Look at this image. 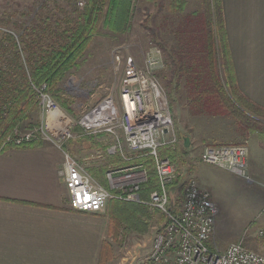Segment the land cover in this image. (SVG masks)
<instances>
[{"label":"rangeland","instance_id":"1","mask_svg":"<svg viewBox=\"0 0 264 264\" xmlns=\"http://www.w3.org/2000/svg\"><path fill=\"white\" fill-rule=\"evenodd\" d=\"M188 1V10L190 6L193 8V5L197 3L196 0ZM84 4L85 0H0V40L2 41V34L9 32L18 43L17 51L19 52L24 48L21 46V35L27 31L30 33L34 20L39 21L41 18V22L46 23L56 20L64 22L72 17L76 18ZM143 6L144 3L141 1H137L134 5L130 27L126 34L116 36L100 29L79 66L66 75L56 93H51L46 84L41 85L45 86L43 92L56 104L62 116L69 121L68 124H64V121L57 124L55 119H52L53 115L49 117L44 115L38 99V90L41 86L40 88L32 86L36 95L37 108L31 112L27 121L20 127V131L15 132V134H26L37 131L39 137L31 141L40 140L42 143L66 147L69 156L80 161L87 170L91 167V169H97L103 166L104 176L98 180L106 188L108 185L105 173L108 169L115 168L111 164V157L115 160L118 155L107 157L106 152L102 153L99 156L106 157L104 161L103 159L93 160L96 154H92L94 158L83 156L85 148L98 149L100 145L96 147L97 142L91 140L93 134L81 123H83L82 119L98 106L103 98L110 96L114 102L118 101L123 59L129 56L134 59L138 67L142 68L143 56L151 48H156L154 41L151 40V24L146 22L147 12L142 11ZM146 6L150 14L155 12L152 5ZM115 55L120 56L119 63L115 61ZM26 56V53L21 54V60L23 61ZM160 59L163 61L162 53H160ZM163 71V68L155 70L154 75L167 98L174 131L178 138L174 159L171 160L176 167V176L169 183L170 192L179 203L186 182L195 181L201 189L210 194L211 202L217 208L214 232L216 221L221 215L224 222L241 227V237L245 231H248L244 241L246 247L264 256V161L261 160L263 154L260 148L264 146V138L257 135L245 137L229 118L192 113L186 104L184 92L166 88L162 79H159ZM108 127L106 125L101 129H108ZM62 128L68 131L65 135L61 133ZM116 131L117 138L125 150L120 131L117 129ZM186 139L189 143L187 147L184 146ZM25 142L21 141L20 144ZM205 143L215 144L214 146H246L248 157L253 165L251 168L253 172H258L259 176L249 174L251 182L247 183L244 179L223 169L202 164L200 162L202 149L210 146ZM138 158L141 157L135 159ZM113 160L112 162L117 163ZM143 167L147 171L148 180L154 179V168L146 164ZM141 193L140 198L147 199L148 196L143 197ZM109 202L104 211L99 214L106 223L102 241H106L107 246L103 253L102 264L145 263L152 253L156 236L162 232L166 224L163 215L145 207L150 216L145 232L118 230L116 233L115 225L110 220ZM258 231L263 233L261 237L256 236Z\"/></svg>","mask_w":264,"mask_h":264},{"label":"trees","instance_id":"2","mask_svg":"<svg viewBox=\"0 0 264 264\" xmlns=\"http://www.w3.org/2000/svg\"><path fill=\"white\" fill-rule=\"evenodd\" d=\"M137 1L144 3L142 11L147 12L146 22L151 24V40L162 53L164 71L159 79L165 87L182 90L192 113L229 118L245 137L257 134L264 138V108L243 96L236 84L222 0H196L189 10L188 0H85L76 18L49 23L41 22V18L34 20L30 33L21 35L24 48L19 52L14 37L9 32L2 34L0 153L42 144L40 140L19 146L6 142L37 108L32 86L46 84L51 93H56L66 75L79 66L100 29L116 36L126 34ZM146 5H152L155 12L150 14ZM23 53L27 56L22 61ZM174 152L164 148L159 154L173 160ZM135 164L153 167L149 157L130 162ZM104 171L103 166L87 170L99 183ZM153 178L143 185V197L155 188ZM109 215L116 233H143L150 220L144 206L117 200L109 202ZM106 246L102 241L97 264H102Z\"/></svg>","mask_w":264,"mask_h":264},{"label":"built area","instance_id":"3","mask_svg":"<svg viewBox=\"0 0 264 264\" xmlns=\"http://www.w3.org/2000/svg\"><path fill=\"white\" fill-rule=\"evenodd\" d=\"M160 53L159 49L151 48L143 56L142 68L133 58H124L118 102L111 97L104 100L82 121L99 114L106 106L111 108V116L103 125L86 127L81 123L93 135L103 131L101 128L106 125L109 126L106 130L117 129L122 133L125 150L116 138L107 151L108 156L118 155L128 164L137 157L151 158L155 188L147 199L140 198L143 185L148 182L147 171L140 164L107 170L105 180L108 187H103L88 174L82 163L64 152L63 179L69 208L80 213L100 214L110 200H118L138 203L163 215L166 224L154 240L149 259L143 264H264V256L244 245L248 231L237 243L228 245L223 253L210 249L217 208L211 202L210 194L195 181L186 182L179 203L169 190V183L176 176V167L170 159L162 158L159 151L164 148L174 151L178 138L167 98L154 75L155 70L163 68ZM114 59L118 63L121 60L119 55ZM44 89L43 85L38 90V99L42 112L49 117L59 110ZM63 120L64 117L55 116V123L61 124ZM37 136V131L14 134L6 142L19 145L21 141L37 139ZM247 157L248 150L243 145L206 146L202 149L200 162L226 170L250 183ZM262 234L258 231L256 236Z\"/></svg>","mask_w":264,"mask_h":264},{"label":"crops","instance_id":"4","mask_svg":"<svg viewBox=\"0 0 264 264\" xmlns=\"http://www.w3.org/2000/svg\"><path fill=\"white\" fill-rule=\"evenodd\" d=\"M222 8L237 87L243 96L264 108V0H222ZM116 133L104 129L93 135L91 140L100 148H85L82 155L96 154L93 160H106L99 155L106 152L110 157L107 151ZM260 148L264 161V146ZM64 152L66 147L42 143L0 153V264L98 263L106 223L99 214L69 208L63 179ZM116 157L117 163L111 157L113 166L130 165ZM248 158L247 174L259 176ZM239 227L224 222L219 215L210 249L223 252L227 245L237 243L241 239Z\"/></svg>","mask_w":264,"mask_h":264},{"label":"bare ground","instance_id":"5","mask_svg":"<svg viewBox=\"0 0 264 264\" xmlns=\"http://www.w3.org/2000/svg\"><path fill=\"white\" fill-rule=\"evenodd\" d=\"M108 103L110 102V100L107 101ZM53 115V120L55 119V116L56 117H62L63 119V116L62 114L58 111ZM111 116V108L109 106H106L99 114H96V115H93V116H90L88 117L87 119L83 120V125L86 126V127H93V126H97V125H103L105 123V120ZM65 120L64 121V124H68L69 121L64 117ZM68 131L66 128H62L61 129V133L62 134H66Z\"/></svg>","mask_w":264,"mask_h":264},{"label":"water","instance_id":"6","mask_svg":"<svg viewBox=\"0 0 264 264\" xmlns=\"http://www.w3.org/2000/svg\"><path fill=\"white\" fill-rule=\"evenodd\" d=\"M187 142H188V141L185 140V144H184L185 147H187ZM171 201H172V197H171Z\"/></svg>","mask_w":264,"mask_h":264}]
</instances>
